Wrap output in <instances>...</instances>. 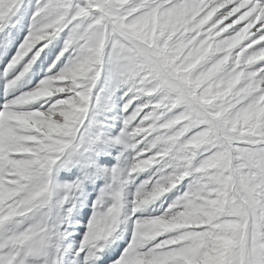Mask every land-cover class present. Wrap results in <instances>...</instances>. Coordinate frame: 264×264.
<instances>
[{"label":"snow or ice","instance_id":"6c2138e0","mask_svg":"<svg viewBox=\"0 0 264 264\" xmlns=\"http://www.w3.org/2000/svg\"><path fill=\"white\" fill-rule=\"evenodd\" d=\"M21 2L0 0V33L15 27L12 17ZM32 20L5 75L31 55L6 82V92L65 28L70 31L57 61L74 49L80 55L59 75L0 108V264H64L67 233L59 223L49 224L46 214H37L50 204L53 167L104 139L102 133H86L105 57L127 89L124 95L132 94L123 111L144 98L108 141L134 153L123 174L111 169L112 214H119L124 185L156 166L171 172L142 182L136 207L193 177L189 190L161 215L173 214L195 191L197 180L215 170L213 164L219 182L211 186L215 191L201 189L200 194L211 204L222 202L218 217L182 230L187 233L183 243L181 233L169 232L141 246L142 225L152 217L137 218L115 264H264V0H49ZM88 63L92 72L72 84ZM53 80L72 90L44 97L50 99L39 110H27ZM70 97L79 100L71 109L56 103ZM69 148V159L62 160ZM100 203L97 199L94 205ZM95 225L92 216L73 264H96L103 252L105 236L94 233Z\"/></svg>","mask_w":264,"mask_h":264},{"label":"rangeland","instance_id":"374dc122","mask_svg":"<svg viewBox=\"0 0 264 264\" xmlns=\"http://www.w3.org/2000/svg\"><path fill=\"white\" fill-rule=\"evenodd\" d=\"M56 2L57 0H52L53 4ZM73 2L83 3V0H73ZM46 3H49V0H22L20 10L12 17L15 27H10L5 33H0V108L7 100L34 90L50 76L59 75L70 67L80 55L79 49H74L71 52H66L61 60L57 61L56 58L63 49L70 31V27L65 28L41 52L40 57L32 64L29 72L18 85L7 92L5 91L6 82L12 78L14 73H18L22 69L31 53L7 76L5 75V68L16 55L20 43L27 36L29 26L33 22V13ZM50 10V8L45 9L38 19L46 16ZM7 32H10L11 35L8 42H5L4 37ZM53 64H55V67H53ZM58 84L62 86L60 82ZM126 91L127 89L119 84L114 64L109 57H105L102 64V74L94 88L98 103H94L93 108L90 109L88 116L90 127L86 133L89 137H95L98 133H102L104 139L92 145L82 146L77 154L70 158L69 163L58 162L50 173V181L53 186L50 204L42 209L37 217L46 214L45 218L49 224L59 223L61 230L67 233L62 241L64 264H73L78 259L75 252L80 247L81 240L87 231V225L94 215L95 201L97 199L101 200L100 206L102 209L111 206L113 203V195L111 191H107L108 186L114 183L111 169L118 167L123 174L132 162L134 153L130 149L125 150L122 144L108 142L120 133L123 127V119L143 102L144 98L136 100L128 112H124L123 106L132 96L131 93L125 96ZM44 99L50 98L30 102L26 106L27 110H39ZM44 107H47V105H44ZM68 152H71V148L66 150L62 160L69 159ZM170 172L171 169L168 168L161 172L159 166H156L140 173L124 185L122 200H131L140 184L145 180L149 178L155 180ZM77 181H80L79 187L71 190L65 188V185L75 184ZM192 183L193 177L184 179L168 192L142 207L135 215L131 214L129 207L122 208L117 229L113 234V238L118 239L120 242L117 241L115 250L108 258L103 256V261L105 260L103 264H115L121 258L132 239L134 221L137 218H149L163 214L179 197L189 190ZM65 197H67L66 200ZM78 197L79 205L77 204ZM61 201H64V203H60ZM69 209H71L70 212ZM50 254L54 255V252ZM99 256H102V254L100 253Z\"/></svg>","mask_w":264,"mask_h":264},{"label":"clouds","instance_id":"9594fccd","mask_svg":"<svg viewBox=\"0 0 264 264\" xmlns=\"http://www.w3.org/2000/svg\"><path fill=\"white\" fill-rule=\"evenodd\" d=\"M92 70L93 69L90 63L85 64V66L80 69L77 76L72 78L71 83L75 84L76 78H87ZM71 90V85H69L68 88L57 87L56 81L53 80L50 86L44 88L38 94V98L42 99L44 97H52L56 96L60 92ZM76 97H81V94L77 93ZM77 98L70 97L68 101H57L56 103L58 105L64 106L65 109H71L73 103L79 102ZM37 119H39V116H37ZM210 167L215 170L206 172L202 179L197 180L195 191L191 194L188 200L184 201L182 205L176 208L173 214L167 217L158 215L152 217L150 220L145 221L142 227L146 234L141 239V246H146L151 242V240L169 232L181 233L180 237H178V240L179 242L183 243L187 233L182 230L198 228L202 224L208 222L210 218L218 217L222 202L218 201L216 204H211L200 194L201 189H207L209 192L215 191V189L211 186L219 182V176L217 174L218 169H216V165L213 164ZM173 187H175V184H173ZM135 194L132 196L131 200H121L118 215L112 214L114 207L113 204L104 209L101 208L100 204L98 206L94 205L95 212L93 217H95L96 220L94 233L103 234L105 236V239L102 242H107L113 237V234L117 229L122 208L126 206L129 207L132 215H135L142 209V207H136L137 199ZM162 194L164 193L162 192L161 195ZM153 199H157V197H153ZM139 203L143 205L145 200L141 199ZM89 223H91V220ZM230 235L234 237L235 234L230 233ZM111 242L114 243L115 240L112 239Z\"/></svg>","mask_w":264,"mask_h":264},{"label":"bare ground","instance_id":"6f19581e","mask_svg":"<svg viewBox=\"0 0 264 264\" xmlns=\"http://www.w3.org/2000/svg\"><path fill=\"white\" fill-rule=\"evenodd\" d=\"M111 115V114H110ZM82 194H83V190H82ZM83 196V195H82ZM81 196V197H82ZM77 204L79 205V197H78V201H77ZM77 205V206H78ZM127 222V221H126ZM122 224V223H121ZM120 224V225H121ZM120 227H122V226H120ZM112 239H114L115 240V242L114 243H112L111 242V240ZM117 241H119L118 239H115V238H110L109 239V241H107V242H102L103 243V245H104V247H103V252H101V254H102V256H99V259L97 260V264H103L104 263V261H103V259H104V257H107L108 258V256H110L111 254H112V252H113V250H115V248H116V246H115V244L117 243ZM120 242V241H119ZM104 256V257H103Z\"/></svg>","mask_w":264,"mask_h":264}]
</instances>
